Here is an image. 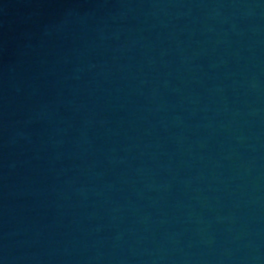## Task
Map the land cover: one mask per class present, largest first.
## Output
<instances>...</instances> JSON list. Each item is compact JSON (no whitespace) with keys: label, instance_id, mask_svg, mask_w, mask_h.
I'll use <instances>...</instances> for the list:
<instances>
[{"label":"water","instance_id":"95a60500","mask_svg":"<svg viewBox=\"0 0 264 264\" xmlns=\"http://www.w3.org/2000/svg\"><path fill=\"white\" fill-rule=\"evenodd\" d=\"M0 264H264V0H0Z\"/></svg>","mask_w":264,"mask_h":264}]
</instances>
